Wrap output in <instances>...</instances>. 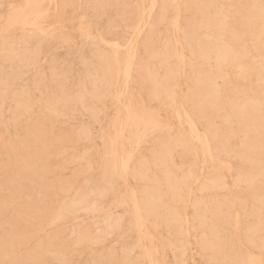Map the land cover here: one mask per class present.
Returning a JSON list of instances; mask_svg holds the SVG:
<instances>
[{"label": "rangeland", "instance_id": "374dc122", "mask_svg": "<svg viewBox=\"0 0 264 264\" xmlns=\"http://www.w3.org/2000/svg\"><path fill=\"white\" fill-rule=\"evenodd\" d=\"M33 1L0 0V264H264V0H158L139 36L152 0Z\"/></svg>", "mask_w": 264, "mask_h": 264}, {"label": "bare ground", "instance_id": "6f19581e", "mask_svg": "<svg viewBox=\"0 0 264 264\" xmlns=\"http://www.w3.org/2000/svg\"><path fill=\"white\" fill-rule=\"evenodd\" d=\"M33 1V0H32ZM35 1V0H34ZM31 2V3H35V2ZM44 1V0H43ZM30 2V1H29ZM28 2V3H29ZM38 2H39V0H38ZM37 1H36V3H38ZM27 4V3H26ZM40 3H38L37 5H39ZM157 4H158V0H152L151 2H150V4L146 7V9H145V14H146V20L143 22V23H141L137 28H136V30H135V35L136 36H139L140 34H141V32H142V28L148 23V20L151 18V15H152V11H153V9L157 6ZM31 6V7H30ZM30 11L32 10V8H33V10H35V6H36V4L34 5H31L30 4ZM34 6V7H33ZM178 6V5H177ZM28 7V8H29ZM50 7V6H49ZM27 8V7H26ZM33 10H32V12H33ZM29 11V10H28ZM29 11V12H30ZM47 11V10H46ZM255 11V14H254V16H253V20L252 21H248L247 22V26L249 25L250 26V28H251V31H252V33H251V37H255L257 40L258 39H260L261 37H262V35H263V32H264V30H263V26H264V24L262 25V23L264 22V8H259V7H256V10H254ZM22 12V11H21ZM32 12H30V15H33L32 14ZM36 12H37V10H36ZM41 12V11H40ZM40 12H37L38 13V16L41 14ZM34 13V12H33ZM40 13V14H39ZM45 12H42V14H44ZM47 13V12H46ZM30 15L28 14V17H30ZM16 16V15H15ZM23 16V15H22ZM35 16V15H34ZM43 16V15H42ZM28 17H26V18H28ZM36 17H37V15H36ZM35 17V18H36ZM13 18H15V17H13ZM24 18V17H23ZM38 18V17H37ZM16 19V18H15ZM18 20H19V18H18ZM143 20V19H142ZM21 21H22V17H21ZM141 21V20H140ZM12 22H13V20H12ZM178 22V19H176V23ZM258 22V28H256V23ZM30 23H32V24H36L35 23V20L33 19V20H31L30 21ZM30 23H28V25L30 24ZM140 23V22H139ZM37 25V24H36ZM40 25V24H39ZM10 26V25H9ZM26 26H27V24H26ZM30 26V25H29ZM33 26V25H32ZM16 28V27H15ZM42 30V29H41ZM9 31V30H8ZM6 33V32H5ZM92 32H91V30L90 29H88L87 27L85 28V32H84V35L86 36V37H89L90 36V34H91ZM4 37V36H3ZM240 36H238L237 37V41L240 39L239 38ZM100 39L103 41V42H106V43H113V45L114 46H117L118 47V44H116L115 42H110V41H106L103 37H100ZM133 43V42H132ZM226 46H224V43L220 40V41H218V38H216V44L214 45V47L210 50V52H215L216 53V56H217V58L220 60V61H222V59L224 58V59H226L228 56H230V54H234V59H236L237 61H239L240 59H241V56H242V54L241 53H233L230 49H228V48H225ZM200 48H201V50H203V48H202V46H200ZM232 52V53H231ZM137 53H138V48H136L135 46H130V48H129V51H128V59H127V62H125L126 63V69L124 68V70H125V74H122V75H125L126 77H129L130 76V73H131V71H132V69H133V65H134V61H135V58H136V56H137ZM224 53V54H223ZM183 61V60H182ZM236 67H238V68H240L241 67V63H236V65H235ZM241 72L242 71H239L238 73H240L241 74ZM124 76V77H125ZM123 77V78H124ZM127 80V79H126ZM118 81V80H117ZM225 81L227 82V83H230L231 82V79L229 78V77H227L226 76V78H225ZM198 82V81H197ZM210 82V80H209V78L207 77V78H205V79H201V80H199V84H206V88H205V90L208 88H212V85L211 84H208ZM122 83H124V82H122ZM211 83V82H210ZM125 84V83H124ZM207 84H208V86H207ZM126 87H127V85H125ZM179 87V86H178ZM200 89V88H199ZM207 89V90H208ZM120 92H122V90L120 91ZM125 93V92H124ZM208 92H202V93H200V94H205V96L206 97H210V92H209V94H207ZM119 94V93H118ZM119 95H121V94H119ZM118 96V95H117ZM126 96V95H125ZM120 97V96H119ZM118 97V98H119ZM117 99V98H116ZM120 99V98H119ZM118 99V100H119ZM119 103H121V102H119ZM217 105H215L216 107H212V110H214V111H218L219 112V110L221 109V107H220V105H221V103L219 104L218 102L216 103ZM125 106V105H124ZM129 106V105H128ZM254 108V107H253ZM255 108H258V107H255ZM127 109H129V107L128 108H126V110ZM153 110V109H152ZM240 111L238 112L239 113V115L241 114V115H245L247 112H249V111H252L253 109H251V110H248L246 107H241L240 109H239ZM131 112H129V113H127V115H124L123 113V115L125 116L124 118H122V119H124V121H122V122H126L125 121V119H128V122L131 124V123H134V125H136V127H139V125L142 123L143 125H144V127H146L145 125H153V126H160V124L162 123H159V122H157L158 120H156V119H154V120H150L147 124H146V122L145 121H148V119L147 120H145L144 119V117H142V115L141 114H139L140 112H137V113H132L133 112V110H130ZM155 111V110H154ZM126 112V111H125ZM234 112H236V110H234ZM117 114V113H116ZM148 115H150V113H147ZM240 115V116H241ZM127 116V117H126ZM157 116V115H156ZM152 116L150 115V118H151ZM159 117H161V116H159ZM198 118L200 117L199 115L197 116ZM243 117V116H242ZM153 118V117H152ZM167 120V119H166ZM196 119L194 118V117H192L191 115H189V114H187V117H186V121L188 122V124L190 125V127H191V130H192V133H193V135H195V138L203 145V146H205L207 149V151L210 153V144H209V141H208V139H203L198 133H197V127H196V125H195V121ZM165 122H168V121H165ZM121 124V123H120ZM123 124V123H122ZM127 123H125V125H126ZM132 125V124H131ZM162 125V124H161ZM166 125V124H165ZM168 125H169V123H168ZM163 126V127H169V126ZM128 127H130V126H128ZM136 127H135V129H136ZM259 127H260V125L258 126V125H251V129H253L254 131H256V133H259L261 130H262V128L261 129H259ZM169 128H172V125H171V127H169ZM123 130H125V129H123ZM136 130H138V129H136ZM142 130H144V128H142ZM170 130H172V129H170ZM146 131V130H145ZM117 132H118V130H117ZM124 132V131H123ZM141 132V131H140ZM143 133V132H142ZM145 133H147V132H145ZM137 133L135 132V135H136ZM139 134V133H138ZM123 136V135H122ZM138 136V135H137ZM144 136V135H143ZM123 137H125V136H123ZM136 137V136H135ZM132 138V137H131ZM127 139V138H126ZM130 140V139H129ZM133 143H136V138L135 139H133ZM129 142V141H128ZM138 142H139V138H138ZM130 143V142H129ZM148 143V142H147ZM245 146H248V147H250V148H255L257 151H258V153H260V154H263L264 153V136L262 137L261 135H258L257 137H255V138H252V139H250V140H248L247 142H245V144H244ZM120 148V147H119ZM123 152V151H122ZM124 153V152H123ZM209 153H207V154H209ZM123 155V154H122ZM122 158V157H121ZM130 159H131V152H128V153H126V155L122 158V161L123 162H121V164L123 165H121L123 168H124V170L125 169H127L128 168V166H129V162H130ZM122 168V169H123ZM121 169V170H122ZM120 170V171H121ZM123 173L125 174V172L123 171ZM124 179H126V177L124 176ZM126 181V180H125ZM124 181V182H125ZM133 192V191H132ZM135 194V193H134ZM134 196V195H133ZM135 197V196H134ZM131 199H132V196H131ZM135 201V199L132 201V202H134ZM124 203V202H123ZM133 205H134V203H133ZM135 207V212H134V214H137V218H138V221H139V224L140 225H142V223L143 222H140V221H142V219H141V215H140V213H141V209H140V207L137 205V203H135V205L133 206V208ZM262 211H264V208L263 207H259V212H262ZM262 215V214H261ZM261 215H260V217H261ZM137 221V220H136ZM138 223V222H137ZM136 226V225H135ZM136 227H138V226H136ZM146 230V229H145ZM147 231V230H146ZM148 232V231H147ZM147 232H145L146 233V236L148 235L147 234ZM142 233V232H141ZM144 233V232H143ZM144 233V234H145ZM141 234H139V236H140ZM149 236V235H148ZM143 237H144V235H143ZM140 238V240H141V237H139ZM149 238H150V236H149ZM152 244V243H151ZM152 247V249H153V246H151ZM143 248V247H142ZM151 249V250H152ZM155 249V248H154ZM153 249V250H154ZM157 252V251H156ZM144 253V252H143ZM146 255H147V257L149 258V264H157V262H155L154 260H156L155 258H154V260H153V258H152V253H150L149 251H146ZM157 261V260H156ZM246 264H261V260H260V258L259 257H257V256H251V257H249V259H248V261H247V263Z\"/></svg>", "mask_w": 264, "mask_h": 264}]
</instances>
